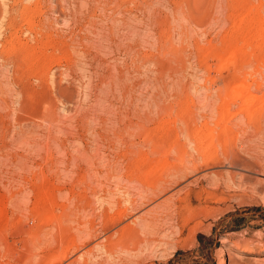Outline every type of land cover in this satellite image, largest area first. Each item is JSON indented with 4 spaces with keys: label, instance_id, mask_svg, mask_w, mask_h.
I'll return each mask as SVG.
<instances>
[{
    "label": "rangeland",
    "instance_id": "rangeland-1",
    "mask_svg": "<svg viewBox=\"0 0 264 264\" xmlns=\"http://www.w3.org/2000/svg\"><path fill=\"white\" fill-rule=\"evenodd\" d=\"M0 264H264V0H0Z\"/></svg>",
    "mask_w": 264,
    "mask_h": 264
},
{
    "label": "bare ground",
    "instance_id": "bare-ground-1",
    "mask_svg": "<svg viewBox=\"0 0 264 264\" xmlns=\"http://www.w3.org/2000/svg\"><path fill=\"white\" fill-rule=\"evenodd\" d=\"M131 205V204H130ZM115 209H117V208H115ZM115 209H113V210H115ZM119 210V209H118ZM117 211V210H116ZM115 211V212H116ZM123 212V209H122V211L121 210H119V211H117L116 213L118 214V213H120V214H124L125 213V211H124V213H122ZM109 214V213H108ZM115 214V213H114ZM114 214H112V215H114ZM116 214V215H117ZM105 216H107V215H105ZM125 216H127V214L125 215ZM112 217V216H111ZM115 217V216H114ZM117 217H119V215L117 216ZM116 217V218H117ZM109 218V217H108ZM105 220V219H104ZM109 220H111L110 218H109ZM108 219H107V223H108V221H109ZM114 221V220H113ZM93 222V221H92ZM105 225H107V224H105ZM103 227V226H102ZM104 229V228H103ZM126 230H128V229H126ZM124 231V230H123ZM120 233H122V232H120ZM128 233V232H127ZM92 235V234H91ZM97 235V234H96ZM123 235V234H122ZM130 235V234H129ZM90 236V235H89ZM92 237V236H91ZM95 237V236H94ZM89 238V237H88ZM122 238V237H121ZM123 239V238H122ZM60 240V239H59ZM65 241V240H64ZM123 242V241H122ZM154 243V242H153ZM65 244H67V243H65ZM61 245V244H60ZM79 245V244H78ZM79 247V246H78ZM76 248V247H75ZM104 248V247H103ZM106 249V248H105ZM59 250H60V248H59ZM63 250V249H62ZM61 250V251H62ZM64 252V253H63ZM62 252V254H63V256H64V258H66V256H67V252H68V248H66L65 247V250ZM111 252V251H110ZM54 253V252H53ZM60 252L58 251V254H59ZM112 253V252H111ZM52 255V254H51ZM62 256V255H61ZM53 257V256H52ZM48 258V257H47ZM55 257H53L52 259H54ZM60 258V257H59ZM61 259V258H60ZM121 259V258H120ZM55 260V259H54ZM54 261H52L51 263H53Z\"/></svg>",
    "mask_w": 264,
    "mask_h": 264
}]
</instances>
